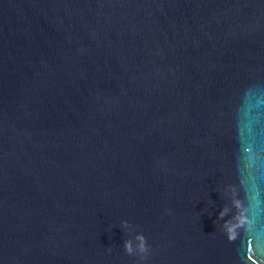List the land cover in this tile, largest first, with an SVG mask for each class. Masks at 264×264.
<instances>
[{"label": "clouds", "instance_id": "9594fccd", "mask_svg": "<svg viewBox=\"0 0 264 264\" xmlns=\"http://www.w3.org/2000/svg\"><path fill=\"white\" fill-rule=\"evenodd\" d=\"M123 223H124V226L127 227V221H124ZM137 239L139 240L137 249L142 253H146L148 251V247H147V241H146L145 236L143 234H140L137 236ZM124 248L128 254L134 253L133 244L131 240L125 241ZM142 258H146V257H142Z\"/></svg>", "mask_w": 264, "mask_h": 264}]
</instances>
